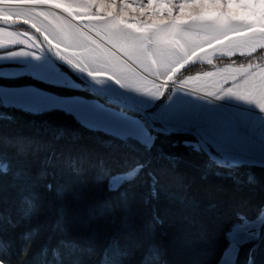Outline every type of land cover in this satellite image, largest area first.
<instances>
[{"label": "rangeland", "instance_id": "374dc122", "mask_svg": "<svg viewBox=\"0 0 264 264\" xmlns=\"http://www.w3.org/2000/svg\"><path fill=\"white\" fill-rule=\"evenodd\" d=\"M78 2L82 0H0V20L31 22L41 31L54 53L69 61L97 88L144 109L158 125L189 127L197 131L218 158L227 161L264 160V110L260 107L264 104V91L249 92L243 88L248 79L258 72H264V50L257 47L256 52L250 55L249 47H236L237 42L231 44L218 32H208L200 25H191V41L186 46L181 43L175 50L161 54L156 51L155 45L148 42L142 51L134 52L124 39L104 29L102 24L84 23L60 8L62 4ZM233 5L248 8L247 12L241 13L246 17L231 21L235 30L264 33V0H231L229 6ZM103 6L101 0L98 8ZM160 7L157 11L163 13L164 6ZM143 11L140 12L141 16ZM135 12L133 9L132 13ZM152 19L154 23L161 22V17ZM130 26L135 27V24ZM122 35L139 39L131 33ZM248 43L264 44V36H250ZM22 75L87 94L58 93L32 84H0V112L4 111V107L31 112L61 109L92 129L103 130L123 140H134L137 148L130 155L132 161L125 157L118 164L122 170L109 177V187L116 190L125 183H135L142 166L148 164V154L144 149H150L155 143V131L148 127L141 115L103 100L67 68L54 62L37 35L27 26L0 25V77ZM96 79L105 80L119 95L104 90ZM184 142L191 148L203 151L196 139ZM100 153V150L96 151L95 155L100 156ZM115 153L113 148L108 157L114 158ZM15 170L17 178L18 174L24 172V165L17 164ZM167 172L169 175V171H162V176H167ZM58 173L59 170L55 174ZM178 187V212L182 213L184 219L201 216L211 221L215 215L219 216L220 209L216 208L214 212L215 209L203 201L188 200L187 185ZM250 189L255 191L252 186ZM2 191L5 194L0 196L3 210L12 212V206H16V196L5 187ZM257 203L248 199L239 201L234 211L236 218H239L225 233L227 241L217 264H235L240 251L250 248L261 237L264 205L258 206ZM103 210L104 202H100L98 211ZM1 218L4 219L3 216ZM123 219L121 216L119 222ZM207 221H198L197 230L217 234L213 222ZM151 227L153 225L148 223L144 230L149 233ZM145 231L142 234L145 235Z\"/></svg>", "mask_w": 264, "mask_h": 264}, {"label": "trees", "instance_id": "16d2710c", "mask_svg": "<svg viewBox=\"0 0 264 264\" xmlns=\"http://www.w3.org/2000/svg\"><path fill=\"white\" fill-rule=\"evenodd\" d=\"M0 84L87 94L28 75L0 77ZM2 110L0 196L5 187L17 201L6 212L0 200V264H217L225 233L239 218L234 215L239 201L264 205V167L221 165L184 142L195 140L191 134L155 132V143L144 149L148 164L135 183L114 190L109 177L122 170L118 164L125 157L132 161L134 140L92 129L61 109ZM113 148L116 156L110 158ZM17 164L24 172L16 178ZM162 171L170 174L163 177ZM181 184L189 188L188 200L221 210L211 219L217 234L197 230L196 223L206 218L179 214ZM148 223L153 225L149 233L144 230ZM235 264H264V229Z\"/></svg>", "mask_w": 264, "mask_h": 264}, {"label": "snow or ice", "instance_id": "6c2138e0", "mask_svg": "<svg viewBox=\"0 0 264 264\" xmlns=\"http://www.w3.org/2000/svg\"><path fill=\"white\" fill-rule=\"evenodd\" d=\"M100 2L101 0H82L62 4L63 7L60 8L84 23L102 24L104 29L124 39L134 52L142 51L148 42L155 45L156 51L161 54L175 50L181 43L186 46L191 41V25H200L208 32H218L231 44L237 42L236 47H249L250 55L256 52L257 47L264 50V44L248 43V37L264 36V33L234 29L231 21L246 17L241 13L247 12L248 8L234 5L230 7L231 0H103L104 6L98 8ZM161 5L164 6L163 13L157 11ZM149 8L152 9L151 12L148 11ZM73 9L86 11L76 12ZM133 9L136 10L135 14L132 13ZM206 9L209 11L206 12ZM141 10H144L142 16ZM153 17H161V22L154 23ZM132 24L135 27H131ZM125 32L139 39H129L122 35ZM215 36L218 35L211 37ZM243 88L249 92L264 91V72H258L248 79ZM260 107L264 110V104Z\"/></svg>", "mask_w": 264, "mask_h": 264}, {"label": "water", "instance_id": "95a60500", "mask_svg": "<svg viewBox=\"0 0 264 264\" xmlns=\"http://www.w3.org/2000/svg\"><path fill=\"white\" fill-rule=\"evenodd\" d=\"M18 24L27 26L30 30H32L37 35L42 46L44 47V49L47 51L48 55L50 56V58L54 62L61 64L65 68H67L72 74H74L80 80H82L97 96H99L103 100L107 101L108 103L114 104V105L120 107L121 109L131 111V112L137 113L138 115H141L143 117L144 121L146 122V124L148 125V127L150 129H152L153 131L158 132V133H172V132L174 133V132H177V133L191 134L196 139L199 147L213 161H215L219 164H225V165L230 166V167L239 166V165H243V164H253V165H258V166L264 167V160L231 159V160L227 161L225 159L218 158L206 146L201 135L197 131H195L189 127H164V126L156 124L154 121H152L150 119V117L148 116L147 112L144 109L132 106V105L124 102L123 100H121L120 98H118L114 95L103 92L102 90L97 88L84 74L77 71L69 61H67L66 59H64L62 57L57 56L54 53V51L52 50V48L50 47V45L47 43V41H46L45 37L43 36V34L41 33V31L34 24H32L31 22L26 21V20H14V21L0 20V25H2V26H14V25H18Z\"/></svg>", "mask_w": 264, "mask_h": 264}, {"label": "crops", "instance_id": "0c3cea01", "mask_svg": "<svg viewBox=\"0 0 264 264\" xmlns=\"http://www.w3.org/2000/svg\"><path fill=\"white\" fill-rule=\"evenodd\" d=\"M96 81L98 82V85L100 87H102L104 90H106L108 92H111L113 94L119 93L118 91L116 92V90L113 89L105 80H101V79L98 80V79H96ZM117 95H119V94H117Z\"/></svg>", "mask_w": 264, "mask_h": 264}, {"label": "bare ground", "instance_id": "6f19581e", "mask_svg": "<svg viewBox=\"0 0 264 264\" xmlns=\"http://www.w3.org/2000/svg\"><path fill=\"white\" fill-rule=\"evenodd\" d=\"M128 136V135H127Z\"/></svg>", "mask_w": 264, "mask_h": 264}]
</instances>
